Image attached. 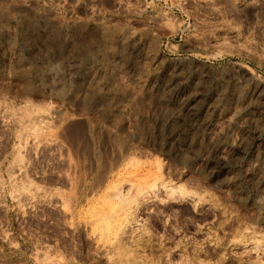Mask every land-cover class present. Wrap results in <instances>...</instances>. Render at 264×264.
<instances>
[{"label": "rangeland", "instance_id": "rangeland-1", "mask_svg": "<svg viewBox=\"0 0 264 264\" xmlns=\"http://www.w3.org/2000/svg\"><path fill=\"white\" fill-rule=\"evenodd\" d=\"M0 264H264V0H0Z\"/></svg>", "mask_w": 264, "mask_h": 264}]
</instances>
